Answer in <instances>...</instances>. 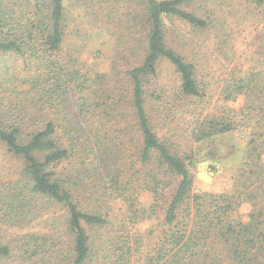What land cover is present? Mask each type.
Instances as JSON below:
<instances>
[{"label":"trees","instance_id":"16d2710c","mask_svg":"<svg viewBox=\"0 0 264 264\" xmlns=\"http://www.w3.org/2000/svg\"><path fill=\"white\" fill-rule=\"evenodd\" d=\"M138 1L144 57L125 72L129 92L112 91L97 101L102 96L87 93L88 78L76 62L70 59L73 69L58 56L64 36L63 0H50L48 14L36 9L28 17L9 15L0 0V53L35 64L32 74L18 78L19 90H5L23 106L7 107L0 98V145L21 162L15 179L0 181V224H32L52 205L65 211L62 229L54 226L43 234L0 239V264H134L139 240L130 227L138 217L135 203L141 191L153 197L150 211L158 207L162 212V229L142 264H264V218L260 221L252 213L242 223L226 196L192 193L187 169L195 144L230 132L246 139L249 159L262 161L259 87L248 77L213 86L198 64L185 61L168 45L165 24L166 19H177L194 30H215L225 37L236 22L264 29V0H239L245 4L242 11L211 9L208 17L185 9L196 0ZM162 62L178 76L174 92L152 84ZM239 97L245 99L241 108L227 105ZM127 113L141 138L138 160L130 165L140 162L142 170L125 182L119 178L117 160L103 162L104 138L94 132L118 127ZM150 113L155 115L153 123ZM153 156L154 167L146 169ZM163 173L178 179L171 199ZM118 202L124 209L114 211Z\"/></svg>","mask_w":264,"mask_h":264},{"label":"rangeland","instance_id":"374dc122","mask_svg":"<svg viewBox=\"0 0 264 264\" xmlns=\"http://www.w3.org/2000/svg\"><path fill=\"white\" fill-rule=\"evenodd\" d=\"M3 2L9 15L26 17L28 12H34L36 9H41L44 15L48 14L50 5V0ZM63 5L64 36L58 56L65 58V62L73 69L75 65L70 59L76 62L80 73L88 78L89 82L85 85L88 88L87 93L91 97L102 96V99L97 101H104L106 95L112 91L129 92L130 83L125 72L139 66L145 54L141 45L142 24H139L143 11L141 2L63 0ZM244 5L239 0H196L186 5L185 9L198 16L208 17L211 9L242 11ZM165 24L168 45L181 53L185 61L198 64L200 71L213 86L222 87L234 78H252L259 87L256 99L264 108V29H256L252 22H236L226 31L228 36L225 37V33L217 36L215 30H194L177 19H166ZM34 70V63L0 53V98H4V105L12 108L17 104L23 106L15 94L10 95L5 90H19L18 78L29 76ZM157 72V81L152 83L156 88L166 92L177 90L178 76L171 65L162 62ZM216 98L215 95L213 103L217 101ZM20 100L26 101L22 95ZM244 101V97H239L234 103L227 105L237 110L244 105ZM24 104L27 105L25 102ZM72 109L70 104L68 111ZM120 109L124 113L127 111L126 108ZM150 118L153 123L155 115L151 114ZM129 121L131 124L128 126ZM94 133L104 138L103 147L107 152L103 162L110 165L114 160L118 161L119 166H113L118 167L120 180L126 182L130 177H136V170H142V165L139 162L132 167L130 161L138 160L141 138L134 126L133 117L127 113V117L122 119V124L118 127H107ZM158 135L162 137L161 134ZM248 152L246 139L237 132H230L195 144L190 152L192 159L187 163L192 178V193L226 196L242 223H246L248 215L252 213L259 215L257 217L260 221L264 218V157L262 161L249 159ZM133 154L137 156L133 158ZM151 161L152 164L145 166L146 169L154 167V156ZM20 167L21 162L12 158L0 145V181L15 179ZM253 171H256V176L252 175ZM161 177L168 186L166 196L171 199L178 179L168 173L161 174ZM135 204L138 217L130 229L139 244L134 264H142V256L149 254L162 229V212L158 207L150 211L154 202L148 192L138 193ZM119 206L124 209V205L118 202L112 206L113 210H118ZM64 218L65 211L62 207L52 205L46 214L32 224L14 228L0 224V239L6 242L18 234H43L53 230L54 226L62 229Z\"/></svg>","mask_w":264,"mask_h":264}]
</instances>
